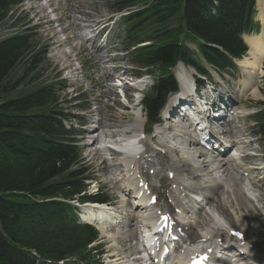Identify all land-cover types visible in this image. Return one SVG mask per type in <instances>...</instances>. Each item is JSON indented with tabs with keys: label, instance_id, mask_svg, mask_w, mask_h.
<instances>
[{
	"label": "trees",
	"instance_id": "1",
	"mask_svg": "<svg viewBox=\"0 0 264 264\" xmlns=\"http://www.w3.org/2000/svg\"><path fill=\"white\" fill-rule=\"evenodd\" d=\"M255 1H116L119 8L145 5L142 11L120 20L118 34L128 47L135 48V62L160 65L165 72L159 78L155 96L149 99L152 114L164 103L167 92L175 88L168 68L179 59L190 58L180 41L181 34L189 30L197 35L201 51L222 64L226 55L207 48V43L229 55L244 52L240 36L255 28ZM12 2L0 0V24L7 18ZM142 33L153 34L157 41L136 48L148 38ZM32 40L31 32L22 31L0 40V264H35L32 250L55 259L80 256L96 237L93 227L76 224L72 205L52 200L80 194L87 176L77 165L80 147L76 133L64 125L65 114L58 109L60 93L56 84L28 85V80L43 77L46 63L45 50L33 49ZM21 64L20 75L10 81ZM87 199L101 197L83 200Z\"/></svg>",
	"mask_w": 264,
	"mask_h": 264
},
{
	"label": "rangeland",
	"instance_id": "2",
	"mask_svg": "<svg viewBox=\"0 0 264 264\" xmlns=\"http://www.w3.org/2000/svg\"><path fill=\"white\" fill-rule=\"evenodd\" d=\"M21 1L22 3L20 6L14 11L10 12L9 16L0 25V40L8 37L15 30L12 28V21L11 18H9L11 15H15V19L19 24L28 22L30 25H36L34 26V29L31 30L34 37L33 46L36 48H46L49 50L47 56L49 63L45 65V76L39 81V83L43 84L56 82V85L60 91L61 105L64 107L67 113L66 121L69 126L81 133L79 140L84 152L83 163H86L87 166L91 167V173L98 180V184L102 186L100 192L109 196L111 202L116 201V203H121V199L124 196L122 191L124 189V184L126 183L124 180L125 178L118 180L119 177H121L118 176V174L121 172L122 168L119 163L120 155L114 152V154H118V157L114 161L112 160V163L109 164V161L106 162L105 160L107 151H100L107 147H97L100 145L99 138L101 135H103V130H115L117 129L115 128L116 126H120L121 128H119V130H123L128 120L131 118L132 119L129 120L130 123L127 124V127H129L128 125H130V127L135 125V121L138 118L134 117L135 110H128L125 105L117 102L118 96L115 88L112 89L110 86L111 76L115 75L117 72V68L115 67L121 66L120 68L122 70H127V66H130V64L133 66V63L131 61L130 55L123 47L116 44L113 45V39L110 40L109 43H106L105 36L98 35L95 41L92 40L93 36L96 35V30H92L93 27L115 19L116 16H119L120 14H118V11L112 9L111 5L106 0ZM31 2L32 6L34 5V7L31 6ZM30 7L32 9H30ZM44 7L45 9L43 11L42 9ZM33 8H37L39 15L36 14L35 9ZM175 23L176 20L173 22V24ZM81 36L84 37V39ZM87 38L91 39H89L87 42H84L85 39L87 40ZM60 40L62 42H60ZM187 45L190 48L197 49V46L190 41H187ZM22 69V64L16 67L14 70L15 72L13 71L14 74L10 81L16 79L20 75ZM107 73H110L111 76ZM192 73H195L194 69L192 70ZM220 75L225 81H227V83L223 81L224 85H235L240 80L237 78H241V71L237 72L235 75L236 80L235 77L229 73H223ZM230 75L234 80L229 79ZM258 76L260 77V86H262V90L264 91V72L258 74ZM153 78L155 80V77ZM207 78L211 79L210 76H207ZM141 118L142 120L146 121V116H141ZM97 127L98 129H95ZM174 131L175 130L171 129L170 135L173 137V139H176V135L173 134ZM239 134L246 136V133L238 130L235 135L231 132V137L234 136L236 139H238ZM106 135L108 134L106 133ZM96 138L97 140L93 142ZM233 141L240 146L242 145L238 140ZM151 143V141H148L146 145L147 147H150V153H154L156 151V147H161L163 149L166 147L165 143H161V145L155 143L154 146H151ZM112 156L115 157L116 155ZM165 156V159L162 157L157 160V162L161 163L164 172L159 171V173L151 178L150 181H156L157 185L161 183V186L157 188L156 192L159 197L158 205L164 208H169L168 205L173 203L172 195L169 191L171 185H173V181L171 182L168 179V170H166V168L170 167L171 162L169 159L171 157V153L170 157L168 154H165ZM100 157L104 159L103 162L102 159L100 160ZM114 167H118L117 169L120 172L114 173ZM113 176L115 177L114 179L116 183L113 180ZM221 177L222 176L219 174V179L223 182ZM254 181L256 180L254 179ZM226 184H229L232 189L235 186L240 188L242 181L231 178ZM213 198L216 201L219 200V197L215 195ZM260 200H264V196H260ZM222 202L225 204V207L230 209V211H233L231 209L233 206H235V209L238 212H244V205H249L246 201H242L240 203V208H238V204L236 202H232L230 205H227V202ZM163 204H165L167 207ZM122 206L124 205L122 204ZM249 206L255 208V204L253 202H251V205ZM252 214L253 215L250 218V222L254 221L257 223V221H264L263 214ZM246 217L247 215L243 213V218ZM199 219H201V215ZM226 220H231L235 227H243V225L237 224L233 218ZM195 227L196 229L200 228L202 230L201 226ZM246 232L248 234L253 233L260 237V239H258V244L261 246L260 242L262 239H264V236L262 235L264 234V224L259 231L253 230V228H248ZM123 233L125 232H120V234ZM104 239L105 238H102V240ZM108 240L109 242H112L110 246L113 245L117 247L115 251L118 250V255L123 256L125 249V247L121 245V241L123 239L119 242V246L114 243L109 234ZM127 244H129V241H127ZM258 250V257L262 258L261 251L260 249ZM119 252L122 253L119 254ZM117 253H115L114 256H117Z\"/></svg>",
	"mask_w": 264,
	"mask_h": 264
},
{
	"label": "bare ground",
	"instance_id": "3",
	"mask_svg": "<svg viewBox=\"0 0 264 264\" xmlns=\"http://www.w3.org/2000/svg\"><path fill=\"white\" fill-rule=\"evenodd\" d=\"M255 2H257L258 4V16L262 21L263 29L257 35L254 34L245 36V40L249 43L251 49L249 50L247 56H245V58L239 62L243 74V77L239 82V91L242 93L243 98L245 97L254 100H264V92H262L261 90L258 76V74L263 72L262 62L264 60V0H257ZM32 7H34V5ZM42 10H44V8ZM186 89L188 91L190 90L188 86H186ZM230 99L232 100V97H230ZM185 120L186 123H188L187 118ZM135 125H137L138 127H142L143 123L141 122V119L139 117L135 121ZM128 126L130 127V125ZM171 129L175 130L173 133L177 137L176 139H174L175 141L183 139L184 142L190 143V147L186 148V150L184 151L180 150L179 147H176L173 144L169 145V151L171 153V164L169 163L171 169H169V171L174 172L175 177L182 179L185 178L191 182V184H186L180 180H175L174 182L176 183V187L171 188L170 190L168 189L172 192V196L176 203L182 205L185 204L187 207H189L191 206V202L194 206H196V200H194V198L186 192L188 190L191 193V191L194 190L196 191V194L200 195L203 198V202H207V206L213 205L214 207H216L225 220L232 219L233 211H230V209L225 207V204H223L222 201H224V203L227 202V205H230L232 202H236L238 204V208H240V203L242 201H246L249 205H251L252 201L248 199L244 186L239 185L240 188H237V186H235L231 191L226 190L224 186L231 178L235 180L239 179L242 181L244 174H246L247 172L249 173L252 169L250 166H241L244 165L242 160L236 161L230 156L224 157L222 155V152L225 149H222V151L213 158L207 157L203 150L200 149V147H198L197 145H193L192 141L188 140L189 137L188 135H186L184 118H180L179 123L175 124L174 126L170 125L169 134ZM106 136L108 137V135ZM227 136L232 138L231 132H228ZM165 139L166 138L163 137V140ZM96 140L97 138L93 142H95ZM232 144L236 145V147L240 146L236 143ZM118 145L121 152L116 153L120 155L119 163L122 166V169L118 174V176L121 177L117 179L120 180L121 178H125L124 180L126 184H124V189L122 188V192H125L124 194L128 195L127 197L124 196L122 198V204L124 206L121 205V207H123V209L118 210V208L115 206L96 202L84 204L82 205V208L84 211V218L92 222H99L101 224L100 227L110 235L111 239L118 246L120 245L119 242L122 239L128 238L127 241H129V244H127L124 249V255L119 256L117 250L116 257L118 258L112 260L120 264H128L127 258H129L130 256L135 257V261L142 260L141 251L139 250V236L134 235V233L138 231L140 226L146 227L147 224L151 223L148 216L150 211L148 210H153V207L148 206V202L143 195L141 197H138L143 187H140L139 185V181L136 177V172L140 173V158L142 156H145L146 152L141 157H137L135 163H132L134 166H132L129 162V159L131 158V151H134L136 149V146L129 141L120 142ZM105 147H107V145ZM220 149L221 147H218L217 149L214 148L213 153H217ZM155 156H160V152H157ZM117 168L118 167H114V170L118 172ZM123 171L125 173H123ZM219 174L220 176H222L221 179L223 180V182L219 179ZM251 182L252 186L256 188L257 185L256 181H254V178H252ZM150 185L152 186V189H155L157 187L155 182H151ZM214 195L219 197V200H217L218 202L214 200ZM203 209L204 206L200 205L197 210L199 211V216L196 219H190L189 217L185 216L182 220H180L181 222L176 220L172 222V225L176 231H179V229L181 228L182 231L192 232L191 244L182 246L181 249L179 248V250H177L176 254H179L178 256H180L181 258H178V260H176L172 264H182L181 259H183L187 254H195L199 251L207 252L211 257H215L214 249H216L220 245H225L224 243H222L224 241L223 239L217 240L218 237H221L223 235V231H220V228L222 230V227L219 221L214 219L208 213L203 214V212H201V210ZM200 215L201 219H199ZM123 219H125V221L121 226L120 222H122ZM134 219H137V222H134ZM195 226H201L203 231L199 232ZM120 232L125 233L120 234ZM254 248L256 250L255 253L246 252V254L240 255L237 260L247 261L245 262V264H257L256 261H261L262 258L258 257L257 254V252L259 251L258 249L260 248H258V246L256 245H254ZM164 250L165 247H163V251ZM228 259H230V257Z\"/></svg>",
	"mask_w": 264,
	"mask_h": 264
}]
</instances>
